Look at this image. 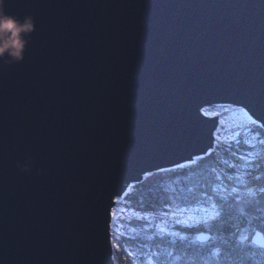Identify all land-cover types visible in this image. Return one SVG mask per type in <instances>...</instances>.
Listing matches in <instances>:
<instances>
[{
    "label": "water",
    "instance_id": "water-1",
    "mask_svg": "<svg viewBox=\"0 0 264 264\" xmlns=\"http://www.w3.org/2000/svg\"><path fill=\"white\" fill-rule=\"evenodd\" d=\"M35 31L0 69V264H115L112 197L264 120V0H5ZM33 167H17L27 158Z\"/></svg>",
    "mask_w": 264,
    "mask_h": 264
},
{
    "label": "snow or ice",
    "instance_id": "snow-or-ice-1",
    "mask_svg": "<svg viewBox=\"0 0 264 264\" xmlns=\"http://www.w3.org/2000/svg\"><path fill=\"white\" fill-rule=\"evenodd\" d=\"M18 18L22 20L24 17ZM200 112L206 119L216 122L211 146L171 168L161 167L155 174L191 167L213 153L223 167L219 170L211 168L215 173L214 179L203 186L197 184L187 188V195L183 194L184 189L177 192L169 187V194L160 200L154 211L140 212L123 206L130 204L126 198L137 184L154 175L152 171L143 173L137 181L115 194L110 200L106 224V237L114 250L111 257L115 264H119L117 257H122L124 264H249L250 261L252 264H264V230L253 224V220L258 219L264 225V184L249 186L252 181L264 180L259 162L264 159V132H252L249 125L264 129V120L253 118L245 108L224 104L202 106ZM224 112L233 113V119L237 121L230 127L240 129L233 131L230 138L221 135L225 124L221 118ZM241 135L245 137L243 141L240 140ZM233 209L236 215L229 217L233 221L228 225L232 229L230 234L226 237L212 235V222L221 221L223 227L228 223L222 221L225 210ZM249 210L258 215L252 216ZM125 212L131 213L126 223ZM132 218L142 222L139 231L132 225ZM241 218H247L246 226H241ZM126 224L127 231H124ZM202 225L203 230H200ZM193 228L198 230L194 236L180 230ZM140 233H144L147 241L171 239L166 241L168 247L162 252L154 250L160 248L159 244L143 243L139 247L130 244L129 241H135ZM222 247L228 249L223 256Z\"/></svg>",
    "mask_w": 264,
    "mask_h": 264
},
{
    "label": "trees",
    "instance_id": "trees-1",
    "mask_svg": "<svg viewBox=\"0 0 264 264\" xmlns=\"http://www.w3.org/2000/svg\"><path fill=\"white\" fill-rule=\"evenodd\" d=\"M252 127L255 132H264L263 129H256L255 126ZM233 147H235V145H233ZM223 155L224 153L221 149V156ZM259 162L262 165L260 171L264 172V159ZM213 167H216L217 170L223 167V165L218 164V157L216 153H213V155L208 157L206 160L198 161L197 164L188 168L177 169L175 172H165L160 174H155V172L154 175L150 176L146 181L137 184L126 199L130 202V205L137 210L142 212L154 211L155 208L158 207L160 200L169 194L167 191L169 187L175 188L177 192L184 189L185 191L183 194L187 195V188L194 187L197 184L203 186L213 180L215 176V173L211 172V168ZM247 179L251 180V177H248ZM258 184H264V180L258 182L252 181L249 186L254 187ZM249 211L252 216L258 215V213L254 210ZM234 215H236L234 209L231 211L225 210L222 221H228V223L221 227V221H217L212 232L218 237L228 236L230 231H232L228 225L233 222L229 220V217ZM253 224L259 226L261 230H264V225H262L261 220L254 219ZM246 225L247 218H241V226L243 227ZM129 243L135 245L137 244L133 241H129ZM177 251L179 252V249H177ZM191 251L192 249H189V252ZM226 251H228V249L226 247H222V252L225 253ZM121 258L122 257H118V260L121 261Z\"/></svg>",
    "mask_w": 264,
    "mask_h": 264
},
{
    "label": "clouds",
    "instance_id": "clouds-1",
    "mask_svg": "<svg viewBox=\"0 0 264 264\" xmlns=\"http://www.w3.org/2000/svg\"><path fill=\"white\" fill-rule=\"evenodd\" d=\"M5 0H0V69L11 67L24 60L30 36L35 31V21L32 16L22 20L9 15L4 9ZM17 167L23 173H30L33 167L31 158Z\"/></svg>",
    "mask_w": 264,
    "mask_h": 264
},
{
    "label": "rangeland",
    "instance_id": "rangeland-1",
    "mask_svg": "<svg viewBox=\"0 0 264 264\" xmlns=\"http://www.w3.org/2000/svg\"><path fill=\"white\" fill-rule=\"evenodd\" d=\"M224 105H227V104H224ZM232 107H235L234 105H231ZM216 109H209V111H215ZM222 119L225 120V124L222 126L221 128V135L225 138H230L233 131H237V130H240V129H235L234 126L233 127H230V125H234L235 122L237 121H234L233 119V113L231 112H224L222 113ZM249 128H251V131L252 132H255V130L253 129L252 125H249ZM242 131V130H241ZM249 135H251V133H249ZM245 137L243 135H241L240 137V140H244ZM125 207H128L130 206L131 208L135 209L133 206H131L130 204L128 205H123ZM137 210V209H135ZM137 211H140V210H137ZM142 212V211H140ZM131 217V213L130 212H125L124 213V219H125V223L127 222V220ZM131 223L132 225L136 226L138 231H139V226L140 224L142 223L141 221H138L136 220L135 218H132L131 219ZM217 221H214L212 222V225H213V228L214 226L216 225ZM203 225L200 227V230H203ZM212 228V230H213ZM182 232H186L188 233L189 235H195L197 233V229L193 228V229H180ZM124 231H127V224L125 226V229ZM212 235H215L213 232L211 233ZM171 239L170 237H165L164 238V241H160L158 238L157 239H154L153 241H147L144 239V233H140L139 236L137 237V239L133 242L137 243V247H139L140 244H143V243H148V244H152V245H156V244H159L160 245V248L159 249H154V250H159V251H163L164 249H166L168 247L166 241ZM146 241V242H145ZM152 242V243H150ZM191 250V249H190ZM223 252H222V256H223ZM162 259H164L165 257L162 256L161 257ZM118 259V257H117ZM119 264H124V261H123V258H121V261H119ZM178 264H182V262H178ZM249 264H252V262L250 261Z\"/></svg>",
    "mask_w": 264,
    "mask_h": 264
},
{
    "label": "built area",
    "instance_id": "built-area-1",
    "mask_svg": "<svg viewBox=\"0 0 264 264\" xmlns=\"http://www.w3.org/2000/svg\"><path fill=\"white\" fill-rule=\"evenodd\" d=\"M234 108H243V107H237V106H235ZM221 118H222V116H221ZM264 130V129H263Z\"/></svg>",
    "mask_w": 264,
    "mask_h": 264
}]
</instances>
